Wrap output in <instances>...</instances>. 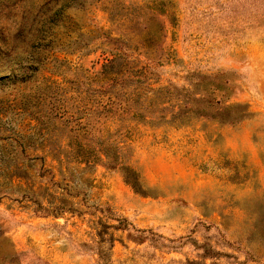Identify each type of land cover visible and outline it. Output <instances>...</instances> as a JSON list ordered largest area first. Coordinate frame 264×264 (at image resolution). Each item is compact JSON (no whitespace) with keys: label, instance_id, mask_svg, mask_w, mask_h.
<instances>
[{"label":"rangeland","instance_id":"obj_1","mask_svg":"<svg viewBox=\"0 0 264 264\" xmlns=\"http://www.w3.org/2000/svg\"><path fill=\"white\" fill-rule=\"evenodd\" d=\"M0 264H264V0H0Z\"/></svg>","mask_w":264,"mask_h":264},{"label":"trees","instance_id":"obj_2","mask_svg":"<svg viewBox=\"0 0 264 264\" xmlns=\"http://www.w3.org/2000/svg\"><path fill=\"white\" fill-rule=\"evenodd\" d=\"M58 151H59V150H58ZM58 151H56V152L53 151V155H56V156H54V159H55L56 161H60V159H59V153H60V152H58ZM81 152H82V151H81ZM81 152H79V153H81ZM64 153H65V152H64ZM83 161H84L85 164L91 162V161H89V160H83ZM46 172H47V175L50 177V178H49L50 183L53 182V173H52L51 171H49V170L46 171ZM52 184H53V183H52ZM35 203H37V202H35ZM39 207H41V205H40ZM57 209H58V208H57ZM61 210H62V209H61ZM61 210H60V211H61Z\"/></svg>","mask_w":264,"mask_h":264}]
</instances>
